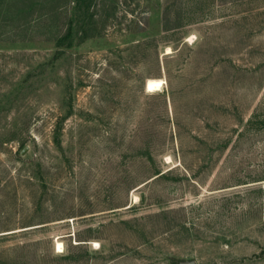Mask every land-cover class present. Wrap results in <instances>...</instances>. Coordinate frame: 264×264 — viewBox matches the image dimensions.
<instances>
[{"label":"rangeland","instance_id":"1","mask_svg":"<svg viewBox=\"0 0 264 264\" xmlns=\"http://www.w3.org/2000/svg\"><path fill=\"white\" fill-rule=\"evenodd\" d=\"M87 7L0 14V264H264V0Z\"/></svg>","mask_w":264,"mask_h":264},{"label":"trees","instance_id":"2","mask_svg":"<svg viewBox=\"0 0 264 264\" xmlns=\"http://www.w3.org/2000/svg\"><path fill=\"white\" fill-rule=\"evenodd\" d=\"M54 0H0V14L6 20H14L18 19L17 17H22L25 11H32L35 6H44L50 3H53ZM77 7H84L86 11L88 10L87 5H89V0H76ZM52 20L51 28L58 27L57 19L54 16L50 17ZM84 22L79 21H69L67 24L65 31L60 34L58 32L55 38V45L58 47H69L76 40H81L87 36L86 28L84 27ZM76 38V40H75ZM77 42V41H76ZM57 129L54 130L55 136H57ZM58 143V141L56 142ZM160 172H156L159 174ZM162 174V173H161Z\"/></svg>","mask_w":264,"mask_h":264},{"label":"bare ground","instance_id":"3","mask_svg":"<svg viewBox=\"0 0 264 264\" xmlns=\"http://www.w3.org/2000/svg\"><path fill=\"white\" fill-rule=\"evenodd\" d=\"M164 80L162 78H148L145 81V90L147 92H152L159 90L161 88V85L163 84ZM60 243L58 242L57 248H60Z\"/></svg>","mask_w":264,"mask_h":264},{"label":"water","instance_id":"4","mask_svg":"<svg viewBox=\"0 0 264 264\" xmlns=\"http://www.w3.org/2000/svg\"><path fill=\"white\" fill-rule=\"evenodd\" d=\"M189 264H194L193 262H190Z\"/></svg>","mask_w":264,"mask_h":264}]
</instances>
